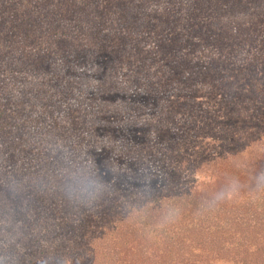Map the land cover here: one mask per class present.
Here are the masks:
<instances>
[{"label":"trees","instance_id":"obj_1","mask_svg":"<svg viewBox=\"0 0 264 264\" xmlns=\"http://www.w3.org/2000/svg\"><path fill=\"white\" fill-rule=\"evenodd\" d=\"M261 168L264 0H0V264H264Z\"/></svg>","mask_w":264,"mask_h":264},{"label":"clouds","instance_id":"obj_2","mask_svg":"<svg viewBox=\"0 0 264 264\" xmlns=\"http://www.w3.org/2000/svg\"><path fill=\"white\" fill-rule=\"evenodd\" d=\"M242 193L247 195V197L252 200L264 198V168L250 173L248 175L247 183L243 182L239 177L236 176L229 178L228 182L222 188L215 191L209 199H206L202 202L201 207L206 211H211L219 204L240 197ZM92 195H94V193L91 190V183L88 181H83L79 190H73L71 188L69 189L70 198L76 196L81 199H87ZM178 218L179 211L169 209L160 226L164 227L165 225L174 222Z\"/></svg>","mask_w":264,"mask_h":264}]
</instances>
